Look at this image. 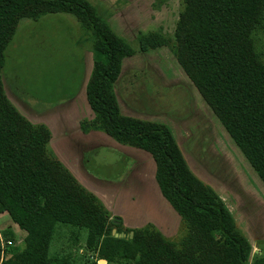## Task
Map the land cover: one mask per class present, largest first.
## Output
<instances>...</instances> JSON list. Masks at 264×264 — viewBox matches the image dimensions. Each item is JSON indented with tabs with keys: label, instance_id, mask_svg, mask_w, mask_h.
Masks as SVG:
<instances>
[{
	"label": "trees",
	"instance_id": "obj_1",
	"mask_svg": "<svg viewBox=\"0 0 264 264\" xmlns=\"http://www.w3.org/2000/svg\"><path fill=\"white\" fill-rule=\"evenodd\" d=\"M166 1L152 4L158 7ZM181 1L171 33L139 31L134 47L116 35L87 0H0V214H7L24 232L20 247L7 244L13 241L10 229L3 232L0 264H90L87 259L73 263L68 254L47 255L56 227L62 225L84 230L85 247L107 263L264 264V255L249 260L248 241L219 196L190 171L169 127L124 115L116 101L114 85L122 60L166 46L264 185V62L252 41L261 23L262 0ZM54 13L74 18L89 42L91 69L84 94L93 116L79 120L80 131H101L150 154L159 192L183 226L179 239L165 237L150 223L122 226L55 156L48 127L29 121L7 98L1 69L18 21ZM143 77L147 82L151 78ZM152 81L144 89L159 99L156 105L175 86L164 92ZM137 100L146 102L141 97L133 102ZM99 147L103 146H94L92 152ZM87 155L80 159L84 170ZM113 228L124 236H113Z\"/></svg>",
	"mask_w": 264,
	"mask_h": 264
},
{
	"label": "rangeland",
	"instance_id": "obj_2",
	"mask_svg": "<svg viewBox=\"0 0 264 264\" xmlns=\"http://www.w3.org/2000/svg\"><path fill=\"white\" fill-rule=\"evenodd\" d=\"M87 1L98 10L99 15L106 20L116 35L126 39L134 47H137L135 35L139 31L161 29L165 33H171L183 7L181 0H168L158 7L152 4V0ZM252 41L255 51L264 62V0L261 6V23L253 30ZM90 64L89 42L79 33L78 24L70 15L54 13L45 14L37 20L23 18L18 21L15 32L4 50V62L1 69L2 86L10 102L29 121H44L50 126L51 150L62 163L70 168L82 185L93 187L118 182L117 180L120 181L123 178L132 164L131 189H126L123 195L120 193L119 198L116 197L117 200H114L112 195H99L104 202L109 203L113 211L110 212L112 217L126 215L130 212L128 208L130 204L142 213H131L129 216L136 217V220L146 218L148 215L157 222L159 214L155 210V201L153 203L156 188L155 186L152 188L151 185L154 179V168L150 157L145 152L134 151L132 155L126 154L132 159L130 161L125 154L104 145L92 152L94 138L90 135L82 136L79 133L78 122L86 114H90V109L82 93L79 96L77 94L81 90L82 81L84 84L83 73L87 76ZM132 72L136 75H131ZM146 74L154 81L148 78V83L143 77ZM135 76L137 78L132 79ZM151 81L153 86L164 92L166 91L164 89L175 86L168 89L167 99L156 102L157 106L153 102L158 98L146 94L147 90L144 89V85L147 83L149 85ZM183 85L188 94L184 88H177ZM114 88L124 113L159 122H163V118L167 121V118L171 117L170 127L187 161L190 160V154L203 163L206 159L211 161L210 164H206V172L223 180L229 178L231 173L236 174L237 184L236 182L235 184L238 186H234L238 191L241 190L239 193L243 190L242 197L247 196L239 200L242 215L264 222L263 184L250 169L166 46L135 52L125 58ZM76 95L75 100L68 101ZM135 97L144 98L146 102L137 100L136 104L133 102ZM186 107L187 109L184 110ZM101 137L104 136L99 135L97 138L100 140ZM205 149L209 152L205 153ZM228 151L233 156L235 151V161L240 164H237V168L228 167L232 164L230 161L236 163ZM85 152L90 153V156L87 155L85 159V174L88 176L83 174L80 161L81 155ZM220 159L227 168L223 173L215 171V169H221ZM78 169L81 170L82 175ZM83 175L87 180L83 178ZM134 175L139 178H135ZM225 187L223 188L226 190L233 188L226 185ZM249 196L253 197L250 202ZM229 208L234 211L231 206ZM235 215L237 216L236 213ZM250 219H248L249 222ZM238 222L240 223L239 219ZM6 229H10L13 234V241L8 240L7 244L19 247L22 244L24 232L10 223L7 214H0V256L5 248L2 237ZM177 234L180 235L179 238L184 235L180 222ZM176 235L168 238L176 240L178 237ZM260 247L264 255L263 242L260 243ZM66 254L70 256L73 263H82L85 259L90 261L91 258L97 257L95 252L85 247L84 230H76L64 225L57 226L47 249V255Z\"/></svg>",
	"mask_w": 264,
	"mask_h": 264
},
{
	"label": "crops",
	"instance_id": "obj_3",
	"mask_svg": "<svg viewBox=\"0 0 264 264\" xmlns=\"http://www.w3.org/2000/svg\"><path fill=\"white\" fill-rule=\"evenodd\" d=\"M126 58H128V57H126ZM121 66H122V63H121ZM90 69H91V67H90ZM90 69H89V72H90ZM84 71H85V64H84ZM120 71H121V69H120ZM89 72H88L87 76H85V74L83 73V80L85 79L84 80V84H83V81H82L81 90H80L79 94H77L79 96L82 93V95L84 96V98H85L84 86H85V82H86V80L88 78ZM114 93H115V88H114ZM187 94H188V91H187ZM77 95L74 98H72V99H70L68 101L72 102L73 100H75V98L77 97ZM115 96H116V101H117L119 110H120V112L122 114L128 115V116H132V117H137V118L139 117V116H136L135 114H131V113H127V112L124 113V111H123V109H122V107H121V105L119 103V99H118L116 93H115ZM68 101H66V102H68ZM85 101H86V99H85ZM66 102H64V103H66ZM187 106H188V104H187ZM55 107H58V106H55ZM88 108H89V106H88ZM186 109H187V107L184 110H186ZM136 114H138V112ZM139 114H141V113H139ZM141 115H144V114H141ZM92 116H93V114H92V112L90 110V114H86V116L84 118L90 119V118H92ZM161 117H163V116H161ZM140 118L143 119L142 117H140ZM165 119L166 118H163L164 121L162 123L166 124L169 127V129H170V131H171V133L173 135L172 129L170 127V121L172 120V118L171 117L170 118H167V121ZM157 122H159V121H157ZM40 123H43V124H45L48 127V129L50 131V138H51V134L52 133H51L50 126L47 123H45L44 121H42ZM78 129H79V127H78ZM79 133L82 136H89L90 135L91 137H93L94 138L93 139L94 140V143L96 144V145L93 144L94 146H103L104 145V146L113 147L114 149H116V150L120 151L121 153L125 154V156H127L126 154L132 155L131 153L134 152V151L145 152V154H147V156L150 157V160H151V162L153 164V168L155 169L154 161H153L152 157L150 156V154L148 152H146V151H144L142 149H139V148H135V147H132V146H128V145H125V144L118 143L117 141H115L114 139H112L110 136H108L107 134H105L104 132H101V131L90 130L87 133H83L79 129ZM99 135L100 136H104V137H101V139H100L101 141L97 138ZM173 137H174V135H173ZM174 139H175V137H174ZM228 143H229V141H228ZM94 146H91V147H94ZM177 146H178V144H177ZM234 146H235V144H234ZM178 148H179V146H178ZM205 150H206L205 153L209 152L208 149H205ZM228 152L230 153V155L232 156V158L235 161V156H236L235 151H234V156H233V154L230 151H228ZM181 154H182V151H181ZM182 156H183V154H182ZM128 158L130 159V161H132V159L130 157H128ZM183 158H184V156H183ZM184 160L186 162V165L190 169V171L199 180H201L205 184L209 185L214 190V192L219 196V198L221 199V201L223 202V204L226 206V208L229 210V212L232 215V217H233L236 225L238 226L239 230L244 235V237L246 238V240L248 241V243L250 245V249L251 250H250L249 260H251V258L253 257V255H256L257 257L263 256L262 249L260 247V243L263 242V245H264V232H263L264 231V222L262 220L256 221L254 219H250L248 217V215H246V217H244L242 215V211L240 210V207H239V200L242 199V198H246L247 196L242 197L243 190H242V193H239L241 190L238 191L236 189V186H238V185H236L237 184V176H236V174L231 173L230 176H229V178H226V179L223 180L222 178H217L216 176H212L210 173H207L206 172V169H207L206 164H210L211 161H207V159H206L205 162L203 163L198 158L192 156L191 154H190V160H189L190 163L185 158H184ZM220 162H222L221 169L220 170L215 169V171H219L220 173H223L225 170H227V168L224 167V162L222 161V159L219 160V163ZM230 162L232 164H230L228 166L229 168H237L238 162H236V161H235L236 163H234L232 161H230ZM238 165H240V164H238ZM64 166L70 171V168L67 165L64 164ZM131 167H132V164L130 165V167L127 170V172L123 175V178L120 181L117 180L118 182L111 183V184H107V185L106 184H103V185H100V186H93V187H90V186L87 185L89 188L86 187V186H84V185L83 186L86 189H88L89 191H91L94 195H96L101 200V202L104 204V206L107 208V210L109 212H113L111 210V208H110L109 203L108 202L107 203L104 202L100 195H102V194L103 195H107L108 194L110 196L112 195V198H114V200H117L116 197H118L120 195V193L123 195L124 192H126V189H131L132 183H131L130 179L133 178L132 175H131ZM238 169H239V167H238ZM230 171H231V169H230ZM70 172L75 177L74 173L72 171H70ZM78 172L80 174L82 173L80 169H78ZM204 176L206 178H204ZM134 177L135 178H139L137 175H134ZM83 178H85L84 175H83ZM153 178H154V171H153ZM215 179H218L219 181L217 182ZM222 180H223V184L221 182ZM248 180H249V178H248ZM154 181L155 180L153 179V182L151 183L152 188L154 186L156 188V194L154 193V195H153V198H154L153 199V203L155 201V203H154L155 210H157V213L159 214V218H158L159 220L156 222V221H154L153 217H150L149 218L148 215L146 216V218H143V219L137 218L135 220L136 217L134 218V217H131L129 215L131 213L138 214V213H142V212L140 210H137L136 208H134L133 206H131L129 204L128 205V208H129V211L130 212L126 213V215H123V214L119 215L120 222H121L122 226L127 227V228H137V227L143 226L146 223H150L156 229H158L165 237H170V236H172L174 234L176 235V233L178 231V225H179V222H180L179 216L172 209V207L169 205V203L162 197V195L160 194L159 189H158V187L156 185V182H154ZM235 182H236V184H235ZM79 183L81 184V182H79ZM139 184H142V183H139ZM225 185L228 186V187L232 186L233 188L230 187L231 189L227 188V190H226V189L223 188V187H225ZM234 185H236V186H234ZM252 198L253 197H250L248 199L249 202H250V200H253ZM254 198L257 199L256 197H254ZM230 206L234 209L235 213L237 214L240 223L237 222L236 218L233 216V213H232V211L229 208ZM243 209L246 211V209L244 208V205H243ZM174 217H175V219H174ZM248 219H250V222L248 221ZM180 224H181V222H180ZM176 236H178L176 238V240L179 239V236L180 235L177 234Z\"/></svg>",
	"mask_w": 264,
	"mask_h": 264
},
{
	"label": "built area",
	"instance_id": "obj_4",
	"mask_svg": "<svg viewBox=\"0 0 264 264\" xmlns=\"http://www.w3.org/2000/svg\"><path fill=\"white\" fill-rule=\"evenodd\" d=\"M90 264H108V263L104 259L95 256L94 258H91Z\"/></svg>",
	"mask_w": 264,
	"mask_h": 264
},
{
	"label": "water",
	"instance_id": "obj_5",
	"mask_svg": "<svg viewBox=\"0 0 264 264\" xmlns=\"http://www.w3.org/2000/svg\"><path fill=\"white\" fill-rule=\"evenodd\" d=\"M114 222H118V221L115 220ZM111 233L115 237H123L124 236V232H122V231L121 232H115L114 228L111 229ZM130 234H131V232H130Z\"/></svg>",
	"mask_w": 264,
	"mask_h": 264
},
{
	"label": "flooded vegetation",
	"instance_id": "obj_6",
	"mask_svg": "<svg viewBox=\"0 0 264 264\" xmlns=\"http://www.w3.org/2000/svg\"><path fill=\"white\" fill-rule=\"evenodd\" d=\"M91 148H93V147H91ZM88 150H89V148H88ZM82 156H83V154L81 155V158H82ZM80 158V159H81ZM81 168H82V170H83V174L86 176L87 174H85V170L83 169V167H82V165H81ZM88 176V175H87Z\"/></svg>",
	"mask_w": 264,
	"mask_h": 264
}]
</instances>
